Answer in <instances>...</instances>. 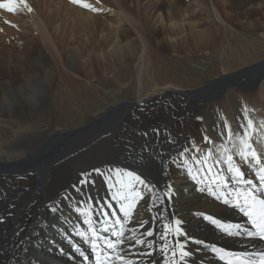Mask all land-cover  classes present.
Instances as JSON below:
<instances>
[{"label": "bare ground", "instance_id": "obj_1", "mask_svg": "<svg viewBox=\"0 0 264 264\" xmlns=\"http://www.w3.org/2000/svg\"><path fill=\"white\" fill-rule=\"evenodd\" d=\"M143 1L85 0L93 8L102 9V11L94 12L90 8H85L82 5L72 4L71 0H45L44 4L40 0H27V6L19 3L17 0V12L9 13V17L5 21H8V24L11 26L13 19L15 20L17 27L15 29L12 27V31H16V35L14 34L15 36L12 40L16 43L5 46L6 43L0 39V58L3 59H0V71H3V69L7 71L15 69L17 72H20L15 80L16 83H14V85H17L18 90L14 87L12 80L8 79V83L12 87V90H14V93H22V96L29 98V101L36 99L37 92L41 88L45 87V89H49L52 86L58 91L64 87L69 88L68 91L72 89L69 94L76 89L78 92L85 90L86 95L94 103L97 99L99 101L103 98L108 99L109 96L105 95L103 88L101 89L98 84L103 85V87L105 86L103 84L105 80L99 77L102 72L114 70L112 68L113 63L110 60L111 57L117 55L120 58H126L127 61L129 59L127 55L132 54L135 58L139 57L138 60L143 63L142 67L146 69L147 66H144L145 64L158 61V52L152 47L153 38L156 36L154 28L151 27L152 29H148L144 26L143 31L139 32V40L135 34L133 37L131 36L133 32L125 29L128 23L134 29L137 27L141 28L154 18V24L161 23L162 25V23L166 22V27L168 26L169 30L171 29L174 32L176 28L185 26V22L184 24L182 22L184 18L182 16L178 17L181 14L183 17L187 15L185 10L182 11L183 0H170L171 2L166 6L165 4L167 2H163V0H149L150 2L147 3H143ZM220 1L222 4H226V6L233 2H240L243 7L245 2L244 0H196L195 2L197 4L195 6H198L197 9L202 7L206 11V14L212 15L211 6L214 11L216 8L215 5ZM53 3L56 5L58 3V7L53 9ZM28 7H31L33 11L29 12ZM190 7L192 8V6ZM4 11H0V15ZM23 13L27 14V18ZM217 16L221 19V22H219L220 19H212L209 23L201 20L187 23L188 27L189 24H194L195 26H193L194 29L189 33V36H194L196 39L202 41L215 40L213 38L217 34L226 32L223 18L219 14ZM114 18L117 19V25L112 29L110 27L112 22L109 20ZM241 20L245 24L250 23V21L243 17ZM56 24L58 25L56 26ZM155 27H157V24ZM6 29L11 30L8 26ZM130 29L132 31V28ZM13 32L8 31V34L12 35ZM227 32L229 36L231 31ZM179 34H183L182 36L184 37L186 35L185 31L179 30L177 34H171L170 38L178 40L179 38L173 35ZM235 37L237 36L235 35ZM0 38L7 37L3 34L0 35ZM39 40L43 41L44 45L48 47L49 53L56 62V67L58 66L59 68L57 77H55V73L58 69L55 70L53 68L54 66L48 67L46 65L49 59L44 52L45 50L43 48L41 49L38 44ZM3 43L5 44L3 45ZM247 55L252 57L249 54ZM4 57H7V59H4ZM135 58L131 57L130 60ZM227 59V65H231L233 61H237L235 60L236 58L232 59L233 61ZM4 60L7 63L6 65ZM251 65H254L255 68H250L252 67ZM248 66L241 67L240 65L241 68L208 81L199 90L185 92L188 96L191 95L195 98V100L192 99L193 101L186 97L180 101L168 97V102L167 98L160 99L159 95H149L140 98L142 100L141 102L147 105L148 108L146 107V109L149 110L147 115H137V117L142 120L141 122L144 124L148 135L146 137L142 136V139L135 141L132 146L128 144L122 147L120 146V142L115 140L112 149L114 156H112L110 164L106 167L99 168L105 172L109 167L127 168L136 171L138 174H142L144 178L156 183L161 188L171 181L176 190V196L174 201L167 203L170 220H183L184 229L193 239L204 240L208 245L215 244L231 252L260 250L263 249L264 244L257 239L227 236L209 222L205 221L199 213L203 212L205 215L211 214L233 223H244V218L238 210L226 207L222 202H216L207 193H201L199 191L201 185L193 181L186 170L172 165L171 159L176 155L178 149L182 150V147H190L192 144L202 149L212 147L215 150L219 148L222 141L218 133L223 130L224 121L228 120L229 122L227 121V123L230 126L231 123L233 124L232 121L237 116L236 114H239L241 122H244L243 113L245 109L248 110L249 105L246 104L249 102L245 104L244 96H240L236 88L241 92H246L247 85H251L257 82L258 79L260 81L264 78V58ZM142 67L140 70L141 74L139 73L140 84L143 82L142 74L146 73V70L142 69ZM88 76L97 77L96 80H90L92 83L91 86L84 85L82 81L83 77L88 78ZM40 78L42 82H40ZM54 80L58 83L51 85V81L53 82ZM229 87L236 89L230 93L233 97L232 107L235 109L234 115L230 119L231 121L226 119V116L223 115L224 113L222 114L220 106L222 101L219 102L217 100V97L223 95V92ZM92 88L95 89V93L93 92L94 90H91ZM169 90L163 89L164 92L161 93L163 95L162 97L165 94H169ZM16 96L18 97V95ZM12 98L11 95L0 98V111L15 107ZM20 103L22 102L20 101ZM138 103H140L138 100L126 101L125 104L119 103L118 106L108 109L102 115L90 121L87 126H82L64 133H51L49 135V142L46 139L45 144H38L39 146L36 149H6L0 140V217H5L4 222L0 223V264H17V262L19 264H95L90 246L80 237L75 236V226L78 225L82 229H87L88 226L83 223L85 216L76 213L73 208L69 207L67 201L66 204L68 207L62 209V214H52L48 210V205L57 202L64 205V197L67 192L73 189V185L81 187L79 184L81 174L87 173L80 163L79 165L76 163L77 166L72 171H65L66 160L82 157L85 152H83V148L98 140L107 132L112 131L111 136L117 139L118 135H120L119 128L125 122L131 121V111H137L139 108L136 107ZM203 103H208L205 112L207 124H201V122L195 123L189 128V133L185 135V123L189 118L188 116H191L194 111L202 107ZM256 103L258 104V102ZM192 105L194 106L193 108L191 107ZM164 111L166 112L164 113ZM249 115L248 118L252 119ZM257 118V128L264 129L263 116H259L258 114ZM203 125L206 126L201 128ZM157 128L161 130L159 137L152 131ZM230 128L232 130V126ZM68 132L70 133L69 135L67 134ZM232 132L233 134L236 133L233 130ZM169 134L178 142L176 146L167 143ZM183 134L184 136H182ZM237 134L238 136L243 135L240 126L237 127ZM4 135L7 134L5 132L0 133V139ZM205 135L208 137L209 135L212 136L213 139L209 137L212 141L211 145L204 143L203 137ZM161 153H163V159L160 158ZM241 167L246 171L247 178H254L253 173L248 171L247 165H241ZM217 168H224L226 171L227 165H217ZM165 172L167 175H164ZM228 175L231 178V174ZM16 176L28 177L30 179V185L21 184ZM90 179L95 180V185H102V190L107 188L105 178L93 173ZM90 186L91 184L83 187L82 192H86ZM9 189H12V191H8ZM111 194L109 193L107 198L110 199ZM73 198V203H76L78 200H75V197ZM145 198H148L147 194H145ZM111 203L114 208H119L118 202L111 201ZM81 207L86 208L87 204L81 205ZM146 207L147 205L141 202V218L149 220L151 222L150 226L156 228L158 233L163 232L165 230L163 226L164 222L151 221L152 214L145 211ZM70 211L74 212L77 218H80L76 223L74 221L68 223L72 227L70 234L74 241L81 246L85 254L89 256V262L83 261L79 253L77 255L74 248L68 244L60 232H57L58 239L51 238L46 245H40L43 231L48 230V228L52 229L53 225L56 227L62 226L65 217L69 216ZM108 211L111 214V209ZM117 214L123 217V213L117 212ZM97 218L100 220L104 219L99 213L93 216V219ZM113 221L114 217L109 223ZM96 226L97 228L103 227L102 224H97ZM126 227L138 228L134 222H126ZM18 229H24L22 237H27L34 231L39 233V238L33 237L32 246L25 245V248L28 249L27 251H23L14 246V242L18 239L14 233ZM139 230L143 231L144 229ZM105 235H110V233H105ZM52 241H55V244H52ZM56 246H59V249L63 248L66 254L56 251L54 249ZM188 247L193 251L197 248L201 249L195 251V255L189 259L188 264H226L223 259L211 253L204 246L190 243ZM50 255L55 256L59 260H56ZM156 259L159 264L161 257L158 253L156 254Z\"/></svg>", "mask_w": 264, "mask_h": 264}, {"label": "rangeland", "instance_id": "obj_2", "mask_svg": "<svg viewBox=\"0 0 264 264\" xmlns=\"http://www.w3.org/2000/svg\"><path fill=\"white\" fill-rule=\"evenodd\" d=\"M40 1L42 2V4L45 3V0ZM164 1L167 2L165 4L166 6L172 0H163V2ZM195 1L196 0L182 1V11L185 10L187 15L183 17V15L181 14L178 17L182 16V18H184L182 22L183 24L185 22V26L183 25L176 28L175 32L171 31V29L169 30L168 26L166 27V22L162 23V25L161 23L154 24V18L150 20L149 23L144 24L141 28L137 27L134 29L130 23L126 25L128 28L126 27L125 29L133 32L131 33V36L133 37L135 34L138 39L140 37L139 32L143 31L144 26L148 29H152L151 27L154 28L156 36L155 38H153L152 47L158 52V61L153 63L148 62L144 65L147 66L146 69L145 67H142L143 63L142 61L140 62L138 60L139 57L135 58V56L132 54L127 55L129 58L127 59V61L126 58H120L117 55L111 57L110 60L113 63L112 68L114 70L102 72L99 77L102 80H105V82L103 83L105 86L103 87V85L101 86L100 84H98L101 89L103 88L105 95L109 96L108 99L103 98L101 99V101L97 99L94 103L91 102L90 97L86 95L85 90H81L78 92V90L76 89L73 90L71 94H69L72 89L68 91L69 88L64 87L62 89H59L58 91L54 89V86H52L51 88L49 87V89H45V87L41 88L37 92L36 99L33 101H29V98L22 96V93H14V90H12V87L8 83V79H10L12 80L14 85V83H16L15 80L20 72H17L15 69H11L9 71L3 69V71H0V98L11 95L13 97L12 99L15 106L0 111V133L2 134L5 132V134H7L1 137V144L5 145L6 149H36L42 143L45 144V142L47 141L46 139H48L49 142V135L51 133H64L66 131H72L73 129L80 128L82 126H87L90 121H93V119L99 117L108 109L118 106L119 103L125 104L126 101L138 100L140 103H138V106L136 107L139 108L136 112L131 111V121L125 122V124L119 128L120 135H118L117 139L116 137L113 138L111 136L112 131L107 132L101 138L83 148V152H85L82 157L75 156L77 157L76 159H69L65 162V171H72L77 166V164L79 165L80 163L82 164V168L87 171V173H91L94 168H103L110 164V160L112 156H114L112 149L115 140L119 141L120 146L122 147H125L128 144L132 146L135 141H139L140 139H142V136H144L143 133L147 132L144 124H142L141 122L142 120L137 117V115H147L149 110L146 109L147 105L144 104V102H141L142 100H140V98H144L149 95H159L160 99L167 98L168 102V97H172L176 101L183 100L186 97L187 99L193 101L195 100V98H193L191 95L188 96V94H185V92L199 90L204 87L208 81L214 78L231 73L232 71H235L241 67H249L248 65L259 62L264 58V0H244V7L240 2H233L230 3L231 5L229 4L226 6V4L224 5L220 1L218 3L219 5H215L216 8L214 9V11L211 6L212 15L206 14V11H204L202 7L197 9L198 6H195L197 4V2ZM147 2L150 1H143V3ZM6 3H9V0H0V5ZM188 5L192 6L193 9ZM52 7L53 9L58 7V3L57 5L53 3ZM0 9V11L5 10L4 13L0 15V28H5L0 29V35L4 34L7 37L0 39L2 42L4 41L6 43H3V45L5 44V46H10L13 43H16L12 40L16 35V31L13 32L12 30L13 28L15 29V27H17V24L15 23L14 19L11 26L8 24V21L5 22L9 17V13L13 12H9L7 8L4 7H0ZM14 12H17V3L16 11ZM196 14L198 15V17ZM218 14L224 20L223 23L226 28V32L217 34L215 38H213L215 40H208L209 42L196 39L194 36H189V33L194 29L195 26L194 24H191L192 26L189 24V28L187 23L195 22L197 20L206 21L207 23H209L212 19L219 20L220 18L217 16ZM227 14L229 15V17ZM23 15H25V17L27 18L26 13H23ZM242 17L250 21V23H243L241 20ZM116 20L117 19L115 18L109 20L110 22H112L110 25L112 29H114V27L117 25ZM219 22H221V19ZM156 24L157 27H155ZM6 25L11 30H7ZM57 25L58 24H56V26ZM182 27L183 29H181ZM130 28H132V31ZM179 30L185 31V37L182 36L183 34H179L173 35L174 37L179 38L178 40L170 38L171 34H177V31ZM8 31L13 32L12 35L8 34ZM227 31H231L229 35L230 37L227 35ZM235 35L237 37H235ZM11 41L13 42L10 44ZM38 44L40 45L41 49L43 48V50H45L44 52L48 56L49 60L46 62V65L48 67L54 66L53 68L55 70L58 69L55 73V77H57L59 74V68L58 66L56 67V62L53 59V56L49 53L48 47L44 45V42L41 40L38 41ZM233 51L235 52L233 53ZM247 54L251 55L252 57H249ZM131 57L135 59L130 60ZM4 59H7V57H4ZM226 59L229 61H233L232 59H235L237 61H233L231 65H227ZM10 60H12V58H10ZM4 62L6 65L7 63L5 60ZM251 66L254 67V65ZM141 67L142 69L146 70V73L142 74L143 85L140 84L139 81ZM96 79L97 77L88 76V78L83 77L82 81L84 82V85L86 84L87 86H91L92 83L90 80ZM263 79H261L260 81L258 80L251 85H247L246 92H241L238 88H236L239 91L240 96H244L243 98L245 104L249 102L246 104L249 105L248 114H250L249 116L253 120L254 128L257 130L261 129L257 128L258 114L259 116H263L264 121ZM39 80L40 82H42L41 78ZM56 83H58L56 80H54L53 82L51 81V85H55ZM93 83L96 84L95 81H93ZM7 86H9L10 88ZM16 86L17 85H14V87L18 90ZM163 89H170L169 94H165L164 97H162L163 95L161 94L162 92H164ZM236 89L234 87H229L223 92V95L217 97V100H219V102L222 101V104L220 103L222 114L224 113L223 115H225L226 119L229 120L234 115L235 110L232 107L233 97L232 95H230V93L231 91ZM91 90H94L93 92L95 93V89L92 88ZM74 91L76 92V94ZM16 95H18V97ZM72 98L74 99L72 100ZM20 101L22 103H20ZM256 102H258V104ZM207 105L208 103H203L202 107H199L196 111L193 112L191 116H188L189 118L185 123V135L189 133L188 130L192 127L193 124L200 122L201 124H207V119L205 117ZM191 107L193 108L194 106L192 105ZM165 112L166 111H164V113ZM236 115L237 116H235V119H233L232 121L233 124L231 123L230 126H232V130L236 132L233 135L238 136L237 127H239V124H241V117L239 114ZM197 117H201L202 119H197ZM205 126L203 125L201 128ZM207 131L209 132L208 128ZM184 134L182 136H184ZM209 137L212 138L211 135H209ZM253 144L257 148V151H261V153H264V132H257V134L254 135ZM261 147L263 148L260 149ZM235 159L239 164L245 165L239 160L238 156H236ZM16 177L21 184L27 186L30 185V179L28 177ZM101 187L102 185L99 184L91 185L86 192H72V189L67 192V195L75 197V200L78 201L81 199L86 201L88 199V194H90L94 198V200H102L103 197H108L109 193L111 192L108 190V188H104L102 190ZM8 191H12V189H9ZM61 206L62 209H66L68 207L65 200L64 205ZM68 215L69 216L66 217L68 221H74L76 223L77 220L80 219L77 218L72 211H70ZM71 228L72 227L68 225V222L65 221L63 222L62 226L56 227L55 225H53L52 229L48 228V230L43 231V237L40 241V245H46L51 240V238L58 239L57 232L61 233V229H63L65 232L70 233ZM54 249L58 251L59 246H56ZM50 256H52L56 260H59L53 255Z\"/></svg>", "mask_w": 264, "mask_h": 264}, {"label": "snow or ice", "instance_id": "obj_3", "mask_svg": "<svg viewBox=\"0 0 264 264\" xmlns=\"http://www.w3.org/2000/svg\"><path fill=\"white\" fill-rule=\"evenodd\" d=\"M18 2L27 6V0H18ZM71 2L90 8L94 12L102 11V9L93 8L85 0H71ZM16 3L17 0H9V3L0 5V7L14 12ZM28 11L31 12L33 9L28 7ZM243 116L244 122L240 124L243 135L234 136L227 121H224L223 130L218 133L222 141L219 148L202 149L195 144L190 147L184 146L182 150H177L176 155L171 159V164L186 170L191 179L201 185L199 188L201 193H207L216 202H222L224 206L238 210L243 217L247 218V224L251 227L244 223L225 221L211 214L199 213L205 221L230 237L264 240V153L258 152L253 144L254 135L257 132H264V129L254 128L253 120L248 118L247 109ZM197 119L202 118L197 117ZM152 131L159 137L160 129ZM143 135L146 137L148 133L145 132ZM203 140L206 145L212 144L207 135L203 137ZM167 143L176 146L178 142L169 134ZM236 156L247 165L248 171L253 173L254 178H247L246 171L242 169L241 164L236 162ZM160 158L163 159V153L160 154ZM221 164L227 165L226 171L224 168H217V165ZM93 173L105 178L107 188L112 193L110 199L105 197L103 201L94 200L88 194L87 201L81 199L73 203L74 198L66 194L64 200L76 213L85 216L83 223L88 227L85 230L78 225L75 226V236L80 237L90 246L95 264H158L157 253L161 257L159 264H188L189 259L195 255V251L201 250L200 248L195 251L191 250L188 247L190 243L208 248L220 259H224V255L221 254L235 255L224 247L215 244L208 245L204 240L193 239L184 229L183 220H170L167 203L174 201L176 196V190L171 181L161 188L136 171L127 168H109L106 172L94 168L91 173L81 174L79 181L81 187L73 185V190L80 192L89 184L95 185V180L90 179ZM228 174H231V178ZM164 175L167 173L165 172ZM145 194H147V199ZM111 201L118 202L119 208H114ZM141 202L147 205L145 211L152 214L151 221L164 222L163 232L158 233L156 228L150 226L149 220L141 218ZM84 204H87L86 208L81 207ZM109 209H111V214H109ZM48 210L54 215L62 214V206L58 202L49 204ZM117 212L123 213V217ZM96 213L104 219H93ZM113 217L114 221L109 223ZM4 219L5 217H0V223H3ZM65 222L70 223L66 217ZM126 222H134L138 228H127ZM97 224H102L103 227L97 228ZM23 231L24 229H18L14 233L18 237L14 246L27 251L25 245L32 246L33 237L39 238V233L34 231L31 235L22 237ZM105 233H110V235H105ZM61 234L75 252L79 253L83 261L89 262V256L74 241L72 235L63 229H61ZM51 243L55 244V241ZM58 251L66 254L63 248ZM243 256L241 264H264V250L247 251L243 253Z\"/></svg>", "mask_w": 264, "mask_h": 264}, {"label": "water", "instance_id": "obj_4", "mask_svg": "<svg viewBox=\"0 0 264 264\" xmlns=\"http://www.w3.org/2000/svg\"><path fill=\"white\" fill-rule=\"evenodd\" d=\"M252 68H255V66L254 67H252ZM259 80V79H258ZM255 83V82H254ZM253 84V83H252ZM68 135L70 134V133H67Z\"/></svg>", "mask_w": 264, "mask_h": 264}]
</instances>
